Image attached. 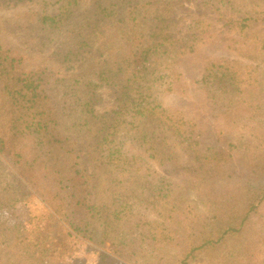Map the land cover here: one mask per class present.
Instances as JSON below:
<instances>
[{
    "label": "trees",
    "instance_id": "trees-1",
    "mask_svg": "<svg viewBox=\"0 0 264 264\" xmlns=\"http://www.w3.org/2000/svg\"><path fill=\"white\" fill-rule=\"evenodd\" d=\"M205 16L181 20L192 2ZM264 0H0L22 10L8 31L57 62L28 67L0 38V208L37 193L46 233L89 227L113 256L96 264H264ZM227 28L233 57L205 60L196 80L208 114L240 130L201 125L164 105L180 58ZM91 59L92 77L73 73ZM99 86L115 106L96 113ZM84 138L83 149L77 136ZM194 164L182 162L183 150ZM83 150L84 154H82ZM90 163L86 166L85 157ZM95 177L94 181L93 178ZM24 180V183L21 180ZM196 193V201L187 191ZM94 197H96L94 199ZM31 222L0 224V264H59ZM68 254V253H67ZM76 261V260H74Z\"/></svg>",
    "mask_w": 264,
    "mask_h": 264
},
{
    "label": "rangeland",
    "instance_id": "rangeland-1",
    "mask_svg": "<svg viewBox=\"0 0 264 264\" xmlns=\"http://www.w3.org/2000/svg\"><path fill=\"white\" fill-rule=\"evenodd\" d=\"M264 8V5H263ZM22 9L18 6L2 7L0 6V38L6 48H11L14 53H25V62L28 67L42 66L54 69L57 62L50 56L48 49L32 50L24 47L21 39L15 38L9 33L10 24L18 16ZM176 15L183 21H189L192 18L205 16L209 10L203 5H199L194 1L185 7L175 8ZM229 33L227 28H221L216 25L214 36L204 43H201L195 49V52L186 54L180 58L176 67L181 71L182 76L175 83V91L164 96L163 103L168 108L181 110L186 117L197 121L201 128L213 125L215 130L222 128L226 139H232L240 133V130L219 118L213 120L208 114H226L222 108L212 107L206 99L204 91L198 87L196 80L200 77L202 66L205 60L209 58L233 57V51L228 46L227 38ZM73 73L92 77L95 72L94 63L89 58L84 62H80ZM115 88L109 86H99L95 92L94 110L96 113L109 112L115 106ZM78 144L83 149L84 138L80 134L77 136ZM183 160L186 165H193L194 160L192 154L182 145ZM84 154L83 150H81ZM85 157L86 166L90 170V163ZM0 160L4 165V172L9 181L17 184L16 172L11 161L0 153ZM91 171V170H90ZM95 177L93 178L94 181ZM21 180V179H20ZM24 183V180H21ZM31 194L25 201L10 206L0 208V224L12 225L18 222H31L36 226L40 238L46 239L50 246L54 249V260L59 264H96L102 255L113 256L112 248L108 240L103 239L99 234V230L89 227L85 233H76L64 222L61 232L46 233V213L51 208L42 201L41 197L32 189ZM188 198L196 201V193L187 191ZM96 197H94L95 199ZM260 213L264 216V202L260 206ZM36 232V233H37ZM68 253V254H67ZM11 256V250L0 244V259L7 262ZM76 260V261H74ZM12 264V260L9 261ZM192 264H208L207 259L198 257Z\"/></svg>",
    "mask_w": 264,
    "mask_h": 264
}]
</instances>
